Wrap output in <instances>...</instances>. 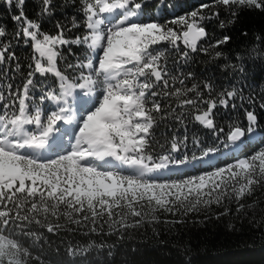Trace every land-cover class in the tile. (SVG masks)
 <instances>
[{
	"label": "snow or ice",
	"instance_id": "obj_1",
	"mask_svg": "<svg viewBox=\"0 0 264 264\" xmlns=\"http://www.w3.org/2000/svg\"><path fill=\"white\" fill-rule=\"evenodd\" d=\"M0 8L15 26L0 24V264H92L90 253L105 248L112 258L161 212L180 216L167 225L190 213L219 220L234 204L236 217L260 226L264 137L253 133L264 127V89L245 96L239 80L246 62L264 64V33L243 51L223 49L242 14L264 15V0H211L171 18L165 0H0ZM74 47L83 55L68 62ZM198 63L215 64L227 83L197 73ZM222 157L231 162L221 166ZM184 255L178 264H197Z\"/></svg>",
	"mask_w": 264,
	"mask_h": 264
},
{
	"label": "trees",
	"instance_id": "obj_2",
	"mask_svg": "<svg viewBox=\"0 0 264 264\" xmlns=\"http://www.w3.org/2000/svg\"><path fill=\"white\" fill-rule=\"evenodd\" d=\"M171 5V10L165 12V18H171L172 14L180 15L193 10L201 3H208L211 0H165ZM151 7V5H149ZM35 4L30 3L28 6L29 15H33ZM6 23L8 29L12 31L14 24L10 17L2 8H0V24ZM207 30L210 33L219 35L221 30L216 27L215 21L206 23ZM45 31H53L51 22H44ZM247 32V35L243 33ZM264 33V15L262 14H242L240 20L230 30L232 40L224 47L226 55L235 54L250 47L254 42V37ZM19 56L26 57L29 49L24 48L22 44L15 48ZM76 56L65 52L68 62H75L83 53L73 48ZM200 60L206 58L201 55ZM26 66L27 61L23 60ZM64 67L63 64L60 65ZM197 73L215 74L219 81L227 83L228 77L221 75L215 64L198 63L193 65ZM38 81L45 84H52L53 78L50 76L45 80L37 76ZM19 82V78L17 79ZM239 86L244 90L245 96L249 93L259 95L264 89V64L257 65L251 62L245 63V72L243 78L239 80ZM264 125V120H261ZM257 138L264 137V127L257 129ZM206 138V137H205ZM258 146L253 144L247 149L251 154L257 150ZM222 151H228L222 149ZM231 162L225 158L220 159V165ZM176 178V177H173ZM260 194L257 193V196ZM251 202V201H249ZM232 213L228 216L221 217L219 220L212 218L205 220L204 213H190L180 224L167 225L165 220L180 219L179 214L173 217L170 213H158L160 223L156 225H145L144 228L134 230L131 238L126 239L123 243L116 245L114 257L109 258L108 249L105 248L99 254L93 251L89 255L92 264H178V261L185 258V253L190 255L197 264H264V214L258 213L260 226L253 227L248 223L246 218H238L235 215V205L232 206ZM215 212L223 211L222 208L213 206ZM235 225V229H228V224ZM153 227L159 235L153 233ZM107 230V229H105ZM91 238L97 242L103 240L106 244L116 243V237L96 236L91 234ZM77 240L85 243L88 237L77 236ZM136 249L135 252L132 250ZM59 259V257H53Z\"/></svg>",
	"mask_w": 264,
	"mask_h": 264
},
{
	"label": "rangeland",
	"instance_id": "obj_3",
	"mask_svg": "<svg viewBox=\"0 0 264 264\" xmlns=\"http://www.w3.org/2000/svg\"><path fill=\"white\" fill-rule=\"evenodd\" d=\"M73 108H74L75 111L79 112V105H78L75 101H73ZM66 127H67V125H64V126L62 127L61 131H62V132H64V131H71L70 128L67 129ZM73 127H74V126H73ZM73 127H72V128H73Z\"/></svg>",
	"mask_w": 264,
	"mask_h": 264
}]
</instances>
